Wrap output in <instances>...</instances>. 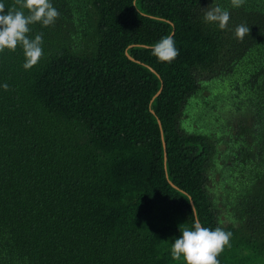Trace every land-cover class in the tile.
Returning <instances> with one entry per match:
<instances>
[{"label": "trees", "instance_id": "obj_1", "mask_svg": "<svg viewBox=\"0 0 264 264\" xmlns=\"http://www.w3.org/2000/svg\"><path fill=\"white\" fill-rule=\"evenodd\" d=\"M49 2L55 23L27 34L42 35L39 62L25 70L21 45L0 53V264H185L171 249L196 220L232 234L219 264H264V0ZM211 6L230 12L225 30L204 21ZM172 32L179 55L161 63L150 49ZM205 90L203 109L226 103L210 120L229 140L181 127ZM242 94L245 120L230 109Z\"/></svg>", "mask_w": 264, "mask_h": 264}, {"label": "clouds", "instance_id": "obj_2", "mask_svg": "<svg viewBox=\"0 0 264 264\" xmlns=\"http://www.w3.org/2000/svg\"><path fill=\"white\" fill-rule=\"evenodd\" d=\"M230 3L233 8H239L245 0H230ZM15 4L19 5V8L13 6L6 10L5 4L0 2V53L5 49L15 51L17 46L21 45L25 55L23 68L30 70L43 55V41L42 35H36L34 39L28 37L29 25H53L59 12L49 0H15ZM204 21L215 23L219 29L225 30L230 21V12L219 6H211L204 12ZM249 32L250 29L245 25H237L234 36L242 42ZM150 50L161 63H171L179 55L171 36L161 38ZM3 87L7 90L8 85ZM231 235L219 227L215 230L203 227L196 220L192 229H182V236L175 240L171 249L172 258L177 261L183 258L185 264H219L217 257L229 244Z\"/></svg>", "mask_w": 264, "mask_h": 264}, {"label": "rangeland", "instance_id": "obj_3", "mask_svg": "<svg viewBox=\"0 0 264 264\" xmlns=\"http://www.w3.org/2000/svg\"><path fill=\"white\" fill-rule=\"evenodd\" d=\"M226 86H223L221 88H218L216 91H214L213 93L214 94H218V92L222 91L224 96H226L227 94V90H226ZM212 96H214L212 94L211 91H203L201 93V95L199 96V100L196 105V113L194 116H189L188 114H184L181 116L180 118V122H181V127H183L185 130L187 131H190L191 129L192 130H198L199 132H204L205 134L207 135H211L210 134V131L208 129H211V130H215L218 128L217 125H214L212 124L213 121L210 120V116L213 115V117H215L216 115L220 114V115H223L225 116V113L221 112L219 109L221 108V110L226 106V103L224 101V99L221 101V100H218V101H213V104L215 106H218L219 109L215 108L213 109L214 106H212L210 104V107L208 106H205L204 109H203V106H201L202 104V97H210L212 98ZM223 97V96H221ZM232 107L230 108L231 110H237L240 109L241 110V114L244 115V120L247 119L248 117H250V113H251V110L248 108L247 104L245 103L244 101V94H242L237 100H233L232 102ZM206 113V115H205ZM238 116L241 117V115H238V112H234L233 113V116H230L228 118V120L232 121L234 119L235 121V118H237ZM210 120V121H209ZM234 122H232L231 124H233ZM212 124V125H211ZM216 136L215 137H219L221 134H224L222 135L223 136V139L224 140H229V137L227 136L228 133H227V128L225 129L223 127V129H217L216 130ZM232 135H230V138H231ZM221 137V136H220ZM218 148H217V152L215 154V157L217 158V164H213L212 167L210 168L209 172H208V176H209V179H208V189H209V192L213 198V201H214V204H215V207L217 209V213L220 214L222 212H224V208H223V205H222V202H221V192H220V188H218L220 185H219V181L220 179L223 178L224 176V171H223V167H224V163L221 162V160L223 159H227L228 157H223L222 154L223 152H225V144L221 143V144H217ZM226 161V160H224ZM224 223H227V221L225 220Z\"/></svg>", "mask_w": 264, "mask_h": 264}, {"label": "water", "instance_id": "obj_4", "mask_svg": "<svg viewBox=\"0 0 264 264\" xmlns=\"http://www.w3.org/2000/svg\"><path fill=\"white\" fill-rule=\"evenodd\" d=\"M172 35H173V32L171 33L170 36L172 37ZM126 55H127V57H128L130 60L140 63L138 60H136L135 58H133L128 52H126ZM149 68H150V70H152L153 72H155V70H154L152 67H149ZM162 88H163V87L161 86L160 89H159V91L156 93V95H155L154 97L158 96V95L161 93ZM158 124H159V126H160V129L162 130V123H161L160 120H158ZM162 139H163V134H162ZM163 149H164V159H165V163H166V160H167V146H166V142L164 141V139H163ZM169 183H170L174 188L180 190V189H179V188H178L173 182H171L170 180H169ZM182 191H183V190H182ZM183 192L186 194L185 191H183ZM189 198H190L191 205H192V207H193L194 214H195V216H197V212H196V208H195L194 202H193V200H192V198H191L190 196H189Z\"/></svg>", "mask_w": 264, "mask_h": 264}]
</instances>
